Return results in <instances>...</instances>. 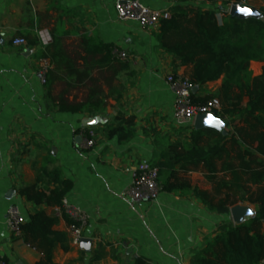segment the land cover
I'll return each mask as SVG.
<instances>
[{"label": "crops", "instance_id": "crops-1", "mask_svg": "<svg viewBox=\"0 0 264 264\" xmlns=\"http://www.w3.org/2000/svg\"><path fill=\"white\" fill-rule=\"evenodd\" d=\"M120 1L126 0H0V263L35 264L40 259L8 231L6 214L11 206L19 209L24 221L37 210L58 218L54 230L67 235L69 250L56 247L55 264H134L138 259L146 264H189L191 255L215 236L217 226L231 221L229 215L210 212L191 194L160 191L154 202L141 203L121 197L131 184L134 167L147 162L160 169L168 157L167 143L184 141L194 121L174 116V95L165 82L168 74L189 77L191 69L173 68L172 57L158 48L157 30L120 20L115 10ZM135 1L154 10L184 5L173 0ZM59 21L69 33L68 50L86 37L125 54L121 60L128 62L133 75L117 76L123 96L99 113L59 112L47 97L40 76L41 54L51 41L49 30ZM40 32L48 43H43ZM17 37L36 39L38 44L14 47L10 41ZM261 68V63L251 62L252 77L259 76ZM219 86L220 80L200 91L194 87L191 94L203 99ZM64 88L55 84L52 92L58 95ZM83 97L81 90L65 95L69 102H81ZM118 114L134 118L135 135L123 144L101 133ZM87 131L96 135L89 149L84 147ZM45 167L59 170L71 182L65 200L87 216L83 232L87 247L71 244L69 226L58 208L35 207L18 195ZM187 177L191 185L210 191L202 172L192 171ZM239 206L249 208L253 216L257 212L256 205Z\"/></svg>", "mask_w": 264, "mask_h": 264}, {"label": "trees", "instance_id": "trees-1", "mask_svg": "<svg viewBox=\"0 0 264 264\" xmlns=\"http://www.w3.org/2000/svg\"><path fill=\"white\" fill-rule=\"evenodd\" d=\"M239 1L179 0L184 5L170 9L171 17L156 28L158 48L172 57L173 68L191 69L189 77L183 78L193 88L200 91L220 80L216 92L203 99L191 94V102L200 106L216 99L220 107L212 115L223 123L221 131L190 127L184 141L167 143L168 157L158 169L160 191L191 194L218 215H229V210L240 204L257 206L256 214L240 224L220 223L215 236L191 255L189 264L264 262V9H259V17L230 16L228 7ZM49 34L51 41L41 54L48 63L44 84L49 101L59 112L99 113L109 102L122 98L123 87L117 76L133 74L128 62L114 53L115 47L83 37L68 50L65 39L69 33L62 29L61 21ZM23 39L31 47L38 44L36 39ZM251 62L262 64L257 77H252ZM55 84L65 87L58 95L52 92ZM73 90L83 91L81 102L65 98ZM101 133L106 139L126 143L135 135L134 118L118 114ZM52 163L49 156V165ZM192 171L204 174L210 191L191 185L187 174ZM39 185L53 187L42 189ZM71 187L59 170L45 167L38 171L33 184L17 193L35 207L61 208ZM62 215L69 227L75 225ZM57 221L56 216L37 210L18 227L14 239L40 255L35 264H55L56 247L69 250L67 235L54 230ZM134 264L146 262L138 259Z\"/></svg>", "mask_w": 264, "mask_h": 264}, {"label": "built area", "instance_id": "built-area-1", "mask_svg": "<svg viewBox=\"0 0 264 264\" xmlns=\"http://www.w3.org/2000/svg\"><path fill=\"white\" fill-rule=\"evenodd\" d=\"M252 1L240 0L237 4H231L227 9V13L229 14L230 8L233 5L248 7ZM173 2L176 3L179 0H173ZM115 10L120 20L136 22L143 30H156L160 21L167 20L171 17V12L168 9L154 10L141 5L135 0L120 1L115 5ZM39 36L43 43L49 42V38L44 35V32H40ZM10 43L14 47L26 45L25 40L19 37L12 39ZM117 56L120 59L125 58V54L123 53H119ZM47 68V61L42 60L40 70L42 84L45 83L44 76ZM165 82L174 95L173 111L177 119L183 120L186 123H192L199 115H212L215 111L219 110L220 106L216 99L210 100L204 105H193L191 102L193 86L182 76L168 74L165 77ZM85 135L84 147L88 149L93 148L96 139L94 131H87ZM159 192L158 170L150 166L147 162H141L134 167L131 184L121 193V197L128 199L132 203L154 202ZM57 213H63L75 222V225L69 227L71 244L73 246H80L81 240L84 239L83 232L87 222V216L77 208L70 206L65 199L62 200L61 208L57 209ZM24 222L17 207L11 206L7 210L6 227L12 235L18 236V227Z\"/></svg>", "mask_w": 264, "mask_h": 264}, {"label": "water", "instance_id": "water-1", "mask_svg": "<svg viewBox=\"0 0 264 264\" xmlns=\"http://www.w3.org/2000/svg\"><path fill=\"white\" fill-rule=\"evenodd\" d=\"M249 10V11H245ZM250 9L247 7H241L238 5H233L230 8L229 15L238 18L249 17L248 14ZM2 43V37L0 36V44ZM183 121V120H182ZM193 128L195 130L202 129H213L216 131H221L223 128V123L214 117L211 114L199 115L194 119ZM253 212L245 206L236 205L229 210V218L233 224L237 225L243 222V220L247 217H252ZM80 245L83 247H87L89 245V241L86 239H82Z\"/></svg>", "mask_w": 264, "mask_h": 264}, {"label": "rangeland", "instance_id": "rangeland-1", "mask_svg": "<svg viewBox=\"0 0 264 264\" xmlns=\"http://www.w3.org/2000/svg\"><path fill=\"white\" fill-rule=\"evenodd\" d=\"M247 8L250 9L249 17H259V9H264V0H253Z\"/></svg>", "mask_w": 264, "mask_h": 264}, {"label": "snow or ice", "instance_id": "snow-or-ice-1", "mask_svg": "<svg viewBox=\"0 0 264 264\" xmlns=\"http://www.w3.org/2000/svg\"><path fill=\"white\" fill-rule=\"evenodd\" d=\"M245 11H249V10H245Z\"/></svg>", "mask_w": 264, "mask_h": 264}]
</instances>
